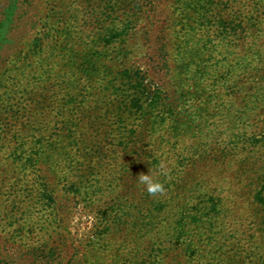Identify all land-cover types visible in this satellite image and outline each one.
<instances>
[{"label": "rangeland", "instance_id": "obj_1", "mask_svg": "<svg viewBox=\"0 0 264 264\" xmlns=\"http://www.w3.org/2000/svg\"><path fill=\"white\" fill-rule=\"evenodd\" d=\"M216 1L199 15L180 0L51 3L56 31L74 12L136 31L106 45L79 27L66 51L64 38L49 43V74L36 61L0 71L1 246L19 255L48 243L62 264H264V0ZM165 27L174 55L185 39L193 68L207 71L205 94L160 75ZM137 71L145 81L131 103L122 78ZM143 174L163 191L149 193ZM42 181L54 208L40 201Z\"/></svg>", "mask_w": 264, "mask_h": 264}, {"label": "trees", "instance_id": "obj_2", "mask_svg": "<svg viewBox=\"0 0 264 264\" xmlns=\"http://www.w3.org/2000/svg\"><path fill=\"white\" fill-rule=\"evenodd\" d=\"M56 0H0V71H3L4 77L8 74L14 73L10 67H16L17 65L23 66L25 69L23 73L34 67L36 61L38 64L43 65L45 74H49L50 69H45V66H52V54L55 53L57 47L49 44L57 39H63L67 42V45L60 46V52L67 50L70 41L77 34V28L83 29L91 28L94 26L99 31L96 35L99 39L106 43V45H113L117 43L126 44L128 37L136 31L135 21L125 19L120 21L118 18H114L112 21H107L103 17H98L96 13L92 12V15L96 18L91 20L81 19L79 14L75 12L70 16L71 23L64 30H55L51 25L52 12L50 5ZM58 1V0H57ZM142 0H140L141 2ZM145 1V0H144ZM208 0H180L181 8L183 10H189L192 14H198L201 9H204V4ZM234 1V0H230ZM247 1V0H245ZM221 1H219L220 3ZM219 3L216 0H209V5L213 9L218 7ZM139 4V3H138ZM137 4V5H138ZM139 12V7L138 11ZM54 14V12H53ZM60 14V12H59ZM138 13H136L137 15ZM95 20L94 22H91ZM62 18L58 19V23L61 24ZM57 36H56V35ZM53 35V36H52ZM158 38L160 40V75L167 79V77L175 75L176 78L183 80L187 78L190 82L193 81L196 88V95L206 93L201 88L207 78V71L202 69H194L196 60H194V54L191 51H186L188 41L178 39L177 47L175 49L176 55L172 52L173 41L169 36L168 27L162 29ZM211 44V42H209ZM194 51V50H193ZM49 52V53H48ZM196 57V56H195ZM174 58V61H173ZM193 58V60H192ZM198 59V57H196ZM173 62H176L174 68ZM125 82L126 91H135L133 93V99L131 103H139V95L137 92L138 87H141L145 81V76L141 72H125L122 78ZM218 77L215 78L214 84H219ZM14 85V84H13ZM32 85L28 86L31 87ZM1 87L0 89H4ZM130 98V97H129ZM128 98V99H129ZM23 105V103L21 104ZM21 107V106H20ZM130 109H134L130 107ZM14 113L15 111L9 110ZM132 112V111H131ZM14 115V124L11 126L13 133V140L11 143L14 145L12 156L16 161L21 163L24 161L25 154V139L22 129L18 127L19 117ZM1 126V121H0ZM5 133V129L0 127V136ZM31 160H26V164ZM41 188L40 195L43 205L54 208L56 204V197L54 191L46 184L45 181L39 183ZM48 243L44 245L43 249H34L29 254L14 255L8 249L0 244V264H62L59 261V256L55 248L48 247ZM28 257V258H27Z\"/></svg>", "mask_w": 264, "mask_h": 264}, {"label": "clouds", "instance_id": "obj_3", "mask_svg": "<svg viewBox=\"0 0 264 264\" xmlns=\"http://www.w3.org/2000/svg\"><path fill=\"white\" fill-rule=\"evenodd\" d=\"M139 181L151 194L163 191L162 185L158 181L154 180L151 174L141 175L139 177Z\"/></svg>", "mask_w": 264, "mask_h": 264}]
</instances>
